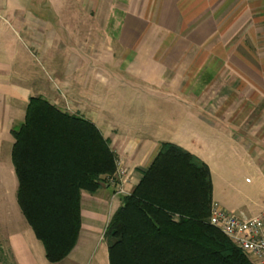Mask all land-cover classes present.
Segmentation results:
<instances>
[{
  "label": "crops",
  "instance_id": "0c3cea01",
  "mask_svg": "<svg viewBox=\"0 0 264 264\" xmlns=\"http://www.w3.org/2000/svg\"><path fill=\"white\" fill-rule=\"evenodd\" d=\"M7 2L0 0V15L9 12ZM56 4L40 10L73 16L74 22L71 18L59 24V32L66 35L54 34L46 45L45 28L50 24L29 19L22 28L37 47H53V60L61 54L54 60L58 81L39 96H34L35 87L0 83V134L9 140L15 122L24 121L20 106L40 97L94 124L127 174L123 195L117 193L116 176L103 180L95 194L82 193L77 244L56 264H109L106 226L161 144L171 142L166 138L208 166L213 204L221 202L214 190L213 166L225 158H240L257 175L264 169V0H58ZM95 61L106 70L95 73ZM113 64L118 78L170 101L171 105H163L166 110L181 112V133L170 130L167 137L156 139L153 134H165L161 124L134 135L124 133L125 128L121 133L103 128L94 116L93 81L104 85L108 78L114 79L109 71ZM6 99L16 104L4 105ZM10 173L0 155V264H49L43 245L11 199Z\"/></svg>",
  "mask_w": 264,
  "mask_h": 264
},
{
  "label": "trees",
  "instance_id": "16d2710c",
  "mask_svg": "<svg viewBox=\"0 0 264 264\" xmlns=\"http://www.w3.org/2000/svg\"><path fill=\"white\" fill-rule=\"evenodd\" d=\"M11 135L17 203L47 262L59 263L79 238L82 193L115 176L116 156L94 124L40 97ZM212 194L208 166L162 143L106 226L109 264H253L208 224Z\"/></svg>",
  "mask_w": 264,
  "mask_h": 264
},
{
  "label": "rangeland",
  "instance_id": "374dc122",
  "mask_svg": "<svg viewBox=\"0 0 264 264\" xmlns=\"http://www.w3.org/2000/svg\"><path fill=\"white\" fill-rule=\"evenodd\" d=\"M56 1L58 2V0ZM56 3L55 0H8L7 7L9 12L0 15V73L3 79L0 83L2 85L9 86L14 84L23 87H35L34 96H39L38 93H41V90L49 86L53 88L52 84L57 83L54 66L58 64L54 60L60 59L59 55L61 54L56 53L57 55L53 60V47H37L34 45L36 42L33 38L29 37L22 28V24L28 23L29 19L32 20V23L50 24L45 28L46 45L49 44L54 34L63 33V35H66L64 31L59 32V24L69 22L71 18L74 22L73 16H61L51 11L40 10L41 8H51V6L57 5ZM12 8L20 9V13L15 14L10 10ZM30 9H39L40 13L36 14L35 11ZM30 12L33 13L32 17L29 16ZM35 29L40 31L39 28ZM84 33L83 31V35ZM98 51H101V48H97ZM94 66L95 73H102L106 70L102 68V64L98 61L94 62ZM109 71L115 78H108L107 84L102 85L96 79L93 81L94 116L98 117V122L103 125L104 129L111 128V131L121 133L125 128L124 133L129 132L130 135H134L135 132L142 130H153V128L161 124L162 126H160L164 127L165 134H153L156 139L161 136L167 137L170 130H177L181 133V118L178 117L181 112L166 110L163 106L171 105L170 101L160 99L163 98L161 96H154V98L150 92H143V90L129 85L128 81L130 80L127 78L128 81L118 78L120 75H118L116 64H113ZM7 103L9 105L16 104L6 99L4 105H7ZM151 106H159L161 109L153 111L150 110ZM25 109L26 106H20V110L23 112H25ZM169 115L174 116V118ZM169 118L172 120H169ZM21 123L22 121L15 122L17 127ZM17 127L15 126V128ZM177 131H174L175 135H178ZM114 132L112 133L114 134ZM166 139H170V143H177L171 138ZM9 140L5 139V135L0 134V155L6 166L11 169V173L8 174L9 180L12 179L14 184L11 199L18 206L16 199L18 183L11 162V150L14 143L12 135ZM257 168L258 170L261 169L259 166ZM212 170L214 190L221 199V202L216 204L220 203L228 212L236 216L247 218L258 216L264 211L263 168L257 175L247 168L245 162L240 158H225L221 164L216 167L213 166ZM18 210H20L19 206Z\"/></svg>",
  "mask_w": 264,
  "mask_h": 264
},
{
  "label": "built area",
  "instance_id": "2783aa9c",
  "mask_svg": "<svg viewBox=\"0 0 264 264\" xmlns=\"http://www.w3.org/2000/svg\"><path fill=\"white\" fill-rule=\"evenodd\" d=\"M116 166L117 193L123 195L125 194L123 183L126 181L127 174L124 169L118 167V162ZM208 224L247 255L253 264H264V211L258 216L245 218L229 213L217 204H213Z\"/></svg>",
  "mask_w": 264,
  "mask_h": 264
}]
</instances>
